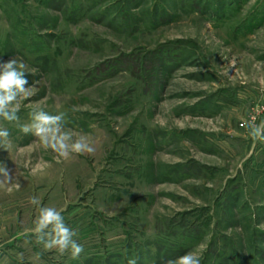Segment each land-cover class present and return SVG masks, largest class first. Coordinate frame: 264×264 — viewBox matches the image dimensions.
I'll use <instances>...</instances> for the list:
<instances>
[{
  "label": "rangeland",
  "instance_id": "obj_1",
  "mask_svg": "<svg viewBox=\"0 0 264 264\" xmlns=\"http://www.w3.org/2000/svg\"><path fill=\"white\" fill-rule=\"evenodd\" d=\"M11 58L31 95L18 121L0 118L13 177L0 204L34 232L38 197L84 245L72 259L35 233L17 264L187 252L264 264V141L251 137L264 122V0H0V62ZM37 110L64 112L95 151L64 158L22 133Z\"/></svg>",
  "mask_w": 264,
  "mask_h": 264
},
{
  "label": "clouds",
  "instance_id": "obj_2",
  "mask_svg": "<svg viewBox=\"0 0 264 264\" xmlns=\"http://www.w3.org/2000/svg\"><path fill=\"white\" fill-rule=\"evenodd\" d=\"M25 67L23 62H18L15 58L0 62V118L10 123L19 120L17 115L19 98L31 95V86L26 87L29 81L24 71ZM65 115L64 112L51 114L43 110L33 111L30 123L20 125V131L37 137L45 148H50L64 158H68L71 153H93L95 149L89 144L85 135H79L74 139V134L70 130H65ZM262 133H264V122L256 125L253 121L252 139L264 141ZM10 144L9 130L0 126V147L7 149ZM0 176H3L0 186L9 184L13 180L9 170L3 165H0ZM30 202L39 208L33 229L38 237L37 243H43L47 251L55 249L60 255L70 252L72 259H79L84 251V245L74 239L77 237V232L65 224L61 211L54 207L40 206V200L35 196ZM49 228L50 231L45 233V229ZM127 264H137V258L128 259ZM164 264H201V259L196 254L187 252L164 261Z\"/></svg>",
  "mask_w": 264,
  "mask_h": 264
},
{
  "label": "crops",
  "instance_id": "obj_3",
  "mask_svg": "<svg viewBox=\"0 0 264 264\" xmlns=\"http://www.w3.org/2000/svg\"><path fill=\"white\" fill-rule=\"evenodd\" d=\"M11 206L0 204V264H17L12 257L13 254H24L25 252L32 254L33 251L38 250V246L35 245L29 248L30 251L24 250L26 242L33 239L36 234L29 230H23L22 220H18L17 211Z\"/></svg>",
  "mask_w": 264,
  "mask_h": 264
}]
</instances>
